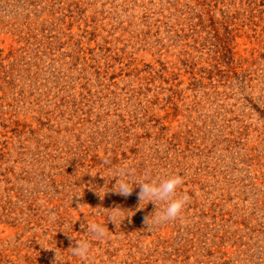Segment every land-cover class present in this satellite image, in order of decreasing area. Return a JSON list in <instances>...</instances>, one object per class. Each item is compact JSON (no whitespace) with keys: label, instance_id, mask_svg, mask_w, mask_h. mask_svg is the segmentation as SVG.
<instances>
[{"label":"rangeland","instance_id":"374dc122","mask_svg":"<svg viewBox=\"0 0 264 264\" xmlns=\"http://www.w3.org/2000/svg\"><path fill=\"white\" fill-rule=\"evenodd\" d=\"M0 264H264V0H0Z\"/></svg>","mask_w":264,"mask_h":264},{"label":"clouds","instance_id":"9594fccd","mask_svg":"<svg viewBox=\"0 0 264 264\" xmlns=\"http://www.w3.org/2000/svg\"><path fill=\"white\" fill-rule=\"evenodd\" d=\"M109 171L112 172L111 180L115 179L116 181L110 189L112 192L126 198L133 193L136 186H139L137 195L140 204L147 201V204L152 203L156 206L154 213L145 218L148 226L162 225L182 217L189 200L186 194L177 195L178 188L184 183L182 176L173 174L167 175L164 179L148 181L146 179L136 180L134 178L135 173L130 166L120 165L109 168ZM158 205H161L162 208H158ZM107 220L115 223L116 217L114 215L109 216ZM86 232L96 241L106 238L105 225L99 223H87ZM68 250L73 258L85 261L90 255V242L88 240H75V246Z\"/></svg>","mask_w":264,"mask_h":264}]
</instances>
